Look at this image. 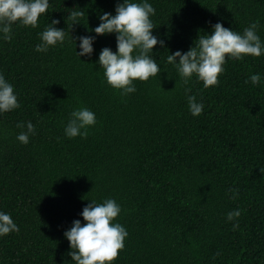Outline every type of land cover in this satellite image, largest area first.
Returning <instances> with one entry per match:
<instances>
[{
  "label": "trees",
  "instance_id": "1",
  "mask_svg": "<svg viewBox=\"0 0 264 264\" xmlns=\"http://www.w3.org/2000/svg\"><path fill=\"white\" fill-rule=\"evenodd\" d=\"M122 0H50L36 29L15 27L0 40V72L13 85L20 109L0 116V210L20 228L0 238V264H70L63 233L90 200L115 199L116 221L128 236L114 264H264V88L245 83L264 75V56L229 60L218 85H185L168 54L187 51L217 22L243 32L259 20L264 0H149L153 49L161 72L121 97L97 61L116 50L114 35L97 37L91 57L66 39L47 53L34 51L38 33L59 20L70 37L95 35L104 12ZM80 11L71 28L68 14ZM87 27V28H86ZM79 51V47L76 49ZM204 104L193 117L185 88ZM87 106L97 123L87 138L68 139L69 113ZM37 128L28 145L16 140L18 121ZM238 189V199L229 189ZM241 210L233 230L226 213ZM219 253V255H217Z\"/></svg>",
  "mask_w": 264,
  "mask_h": 264
},
{
  "label": "clouds",
  "instance_id": "2",
  "mask_svg": "<svg viewBox=\"0 0 264 264\" xmlns=\"http://www.w3.org/2000/svg\"><path fill=\"white\" fill-rule=\"evenodd\" d=\"M49 8L50 0H0V40L10 42L14 37V26L38 28L40 18L48 13ZM155 14L156 9L149 0H122L115 5L114 15L104 12L98 16V26L88 29L95 35L76 37H69L65 29L57 27L60 21L53 19L38 33L40 42L34 51L47 53L51 48L63 46L69 39L81 60V57L93 55L97 37L114 35L116 50L102 48L97 63L103 69L104 81L121 97H127L137 91L136 81L146 82L161 72V65L153 58V49L157 45L166 49V42L153 34L156 27L151 17ZM68 16L72 21L71 28L82 24V12L73 11ZM260 28L259 20L250 22L242 33L217 22L211 26L210 33L201 32L194 46L187 51L176 50L168 54L166 62L176 69L185 85L195 78L206 89L214 87L218 85L229 60L264 56V40L258 34ZM249 82L254 87L264 88V75L259 72L250 74L245 83ZM190 93L191 88L186 87L189 112L193 117H198L204 111V104ZM20 107L14 85L0 72V116ZM96 123V114L81 105L69 113L63 125L64 136L68 139L87 138L88 130ZM16 128L20 130L16 140L22 145H28L37 134L31 120L18 121ZM229 193L232 200L238 199V189H229ZM121 212V205L113 198L90 200L80 213L84 223L76 219L63 233L69 243L67 255L71 258L70 264H114L128 236L126 228L116 221ZM240 216L239 208L226 213L227 222L235 221L232 223L233 230L239 227ZM19 231L11 214L0 210V238Z\"/></svg>",
  "mask_w": 264,
  "mask_h": 264
}]
</instances>
